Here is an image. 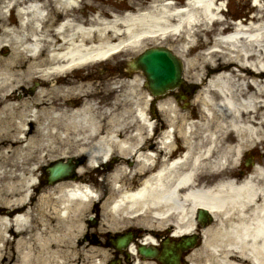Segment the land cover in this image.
<instances>
[{"label": "bare ground", "instance_id": "6f19581e", "mask_svg": "<svg viewBox=\"0 0 264 264\" xmlns=\"http://www.w3.org/2000/svg\"><path fill=\"white\" fill-rule=\"evenodd\" d=\"M3 1V7L8 2L22 6L26 16L15 26L0 9V51L13 47L10 57L0 56V241L5 242L0 252L7 248L8 231L18 235L28 229L27 198L38 171L33 164L75 150L88 154L75 179L59 181L41 198L61 218H80L100 198L85 182V173L118 151L123 158L113 170L115 181L132 173L143 180L134 189L121 184L107 205L123 221L133 217L151 223L152 235L145 241H154L153 233L164 226L177 235L194 232L197 211L204 209L214 222L201 229L203 245L195 251L200 261L264 264V162L253 165L248 175L238 170L244 150L264 142V4L256 3L251 21L241 22L237 32L212 40L213 34L225 32L227 22L215 0H191L183 6L168 0L124 15L102 7L90 20L74 13L73 0H58L66 10L59 15L45 14L48 4L40 0ZM204 33L211 39L200 42ZM148 38L171 42L185 66L183 87L190 90L194 83L202 84L198 99L186 98V106L172 95L161 99L155 107L159 119L150 116L146 96L150 94L141 96L138 78L126 81L127 93L117 92L122 87L118 78L112 82L116 85L102 91L85 89L88 82L79 86L71 80L52 84L47 79L106 59L125 46L137 47ZM33 46L49 51L45 56L33 54ZM200 48L206 49L196 52ZM23 64L27 66L21 69ZM36 79L50 84L34 95H14L17 86ZM200 101L202 108L196 104ZM161 125L167 128L160 134ZM126 156L137 162L135 166L127 164ZM158 157L178 158L154 173L151 165ZM59 228L48 225L34 233L39 249L32 244V235L21 234L17 245L25 248L22 264L73 261L75 247L71 252L64 249L62 255L49 249L63 239L56 234ZM71 228L64 225L66 233ZM63 256L68 257L64 262Z\"/></svg>", "mask_w": 264, "mask_h": 264}, {"label": "rangeland", "instance_id": "374dc122", "mask_svg": "<svg viewBox=\"0 0 264 264\" xmlns=\"http://www.w3.org/2000/svg\"><path fill=\"white\" fill-rule=\"evenodd\" d=\"M47 3L49 2V4H51L50 0H45ZM74 2L77 3L78 9L76 10V14L80 13V14H84L85 18L87 19H92V18H96V15L98 14L97 12V8H106L107 10H111V12L113 14H117L119 13L120 15H124L126 12L133 10V11H138L139 8H148L152 5L153 1H157V0H73ZM160 1V0H158ZM183 2L184 0H178ZM55 2V1H54ZM224 3H226V1H223ZM260 3V4H264V0H228L227 3V11H225V14L227 15L226 17L229 18V16H234V18L236 17H240V18H247V16L249 15V9H255L253 6V3ZM56 3V2H55ZM53 4V3H52ZM1 5H0V9H1ZM55 7V6H54ZM134 7V8H133ZM133 8V9H131ZM62 10V9H61ZM53 12L52 15H55V13L57 14V12H59V9H55V8H51V6L49 5L48 9L44 11V13L46 14V12ZM65 10H63L64 12ZM116 12V13H114ZM9 21L14 22L13 25L17 26L16 24L18 23V17L15 14H11V16L9 17ZM1 23V20H0ZM204 40L207 39H211V36L209 38L206 37V35H203ZM201 37H200V42H201ZM212 40H215V34L212 35ZM171 42H167L164 41L163 43H159V42H155L152 39H148L146 41H144L143 43H141L139 46L134 47L131 50L122 52L114 57H111L103 62L100 63H96L94 65L91 66H86L85 68L82 69H78L70 74H72L71 77H69V79H67V81L69 82V80H71L74 83H79V86L82 82H88V86H86L85 89H93L96 91H102V90H108L109 87L112 88L111 85H116L114 83H112L113 81H116L115 77H119L118 74L120 72L125 73V75H127L126 77H121L120 79V84L122 87L120 88L119 91L117 92H124L127 93L130 91V87L127 84L126 81H128L129 83L133 82V80L135 78L139 79L140 86H138V90L141 93V96H144V94H148L150 91L148 90V88L145 85V75L142 71H129L127 69V65L128 62L130 60H132L134 57H136L139 53H141L145 48L150 47V46H157V45H163V46H167L170 47ZM8 48H3L0 51V56L4 57V58H8L11 56L13 47L12 46H7ZM206 48H202L200 49H196V52H201V51H205ZM45 53V51H44ZM27 65L23 64L22 66H20L21 69H24ZM90 75L92 76V79L90 80ZM183 75L185 76V71L183 68ZM62 76V77H61ZM60 74H54L53 76L47 78L49 79L48 81H52L53 80H64L63 84H65L67 81L65 80L66 78H64V75ZM42 77L45 76H41ZM61 77V78H60ZM41 79H39L40 81H42ZM38 79L36 80H31L27 83L21 84L19 86H17V88L14 90V95L18 96L19 98H24L26 97L25 93L26 91L24 89H22V85H25L24 88H29V86L31 87L32 85L36 84V88L34 89V91L32 92V95H34L35 93H37L40 88L46 86H49L48 84H50V82L48 84L43 83V81L41 83H38L36 81H39ZM143 81V82H142ZM89 83L91 84V86L89 85ZM43 84V85H42ZM41 85V86H40ZM40 86V87H39ZM200 86H198L197 91H195L196 93L199 91ZM38 90V91H37ZM65 90L67 91L68 89L65 88ZM80 89H74V93L78 92ZM12 91V90H11ZM29 93V92H28ZM61 93V92H60ZM148 97V95H146ZM146 97V98H147ZM36 127V124L35 126ZM59 146V145H58ZM264 147V144L262 145ZM66 148L69 147V145L65 146ZM77 151L75 150L74 152H69L66 153V155H73L75 154ZM76 155V154H75ZM61 155H56V156H52L50 157L48 160L43 161L41 164L40 163H35L33 164V167H38V171L36 172V174L33 175L32 177V181H37L38 178L40 177V175L42 174V166L46 163H48L50 160L58 158ZM255 158L260 157L259 155L254 156ZM129 165V163H127ZM135 162H134V166H135ZM125 175V174H124ZM130 176V175H129ZM128 176V177H129ZM109 179V183H108V187H109V193L112 195L114 190H113V186L112 184L115 182L114 178H108ZM126 181V180H125ZM139 182V180L137 181V179L135 181H130L126 183L127 186H130L132 184L137 185V183ZM13 183V181H12ZM122 184H124V181L122 182ZM48 185L44 184L43 187H47ZM37 187V186H36ZM43 189V188H41ZM33 191V195L34 197H32V199H30V197L28 196L27 200H30L28 203L29 208L27 209L29 211V216H27V224H28V229L24 230V233H20L18 235H14L12 234L11 231H8L6 233V237L9 238V241L6 243V249L0 252V264H22L23 263V256L25 254V248H18L17 245V240L19 238V236L23 237H31L32 235V244H37V239H36V235L34 233H38L41 230H45V228L49 225V226H53V225H59L60 228L56 231V234L60 237L63 238L62 240H59L58 242H55L56 244H50L49 245V249H55L56 248V252L60 255H62L64 249L67 248V250L69 252H71V248L70 247H75L76 251H75V255H73L71 253V259L73 261H68L65 264H96V262L98 261H102L105 264L106 263H110V261L112 259L117 258L116 255L113 254V251L109 248H106L104 244H97L94 242H90L88 241V237L87 234L90 233L92 230L97 232L101 231V226L100 224L96 227V226H91L89 223H85V221L80 220L79 217L76 216H71L69 218L63 219L61 217H59V213L55 212V209L53 206H46L44 205V200H42V196L43 195H48V193H45V191ZM25 195V194H24ZM22 196V194H21ZM104 210L102 212V214H97L95 212H89L84 216L88 218V215L91 216H95V219L98 218V220H100V222L106 221L109 225H111V227L113 228H119V227H126V222H121L119 220H117V222H111L108 221L107 219L110 218V215L106 209V204H104ZM32 206V207H31ZM27 208V207H26ZM45 215H49L51 218L48 217V219H46L47 217ZM104 216V217H103ZM100 217V218H99ZM99 222V223H100ZM72 225L71 231L69 233H66L65 229H64V225ZM135 225H142V224H135ZM91 226V227H90ZM103 227V226H102ZM80 228V229H78ZM44 235L48 236L49 235V231H44L43 233ZM14 236H16V238L14 239ZM4 243V244H3ZM5 245V242L0 241V247H3ZM37 249H39L36 246ZM47 250V249H46ZM87 250H91V251H87ZM197 249H195L196 251ZM193 252L191 254L190 261L194 262L195 264H204V261H200L201 259L198 258L196 252ZM62 257V256H61ZM123 260H125V257L122 256ZM68 259V257L63 256L62 260L64 262V260Z\"/></svg>", "mask_w": 264, "mask_h": 264}, {"label": "water", "instance_id": "95a60500", "mask_svg": "<svg viewBox=\"0 0 264 264\" xmlns=\"http://www.w3.org/2000/svg\"><path fill=\"white\" fill-rule=\"evenodd\" d=\"M133 68H142L148 80V85L153 93L162 94L169 88L175 87L181 81L182 65L180 60L165 47H152L144 51L135 61L131 63ZM75 164L69 162H57L48 167L50 172L49 182L68 178L72 175ZM204 212L200 213L201 216ZM130 237H124L117 241L116 246L122 248L127 245ZM195 240L187 239L176 248L169 247L165 258L168 262H178V248L187 249L194 244ZM139 251L147 256H152L154 252L145 246L139 247Z\"/></svg>", "mask_w": 264, "mask_h": 264}]
</instances>
